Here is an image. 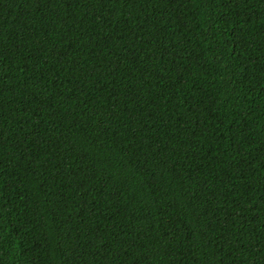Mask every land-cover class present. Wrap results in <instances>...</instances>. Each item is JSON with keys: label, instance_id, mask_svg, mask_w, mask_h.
I'll use <instances>...</instances> for the list:
<instances>
[{"label": "trees", "instance_id": "trees-1", "mask_svg": "<svg viewBox=\"0 0 264 264\" xmlns=\"http://www.w3.org/2000/svg\"><path fill=\"white\" fill-rule=\"evenodd\" d=\"M0 264H264V0H0Z\"/></svg>", "mask_w": 264, "mask_h": 264}]
</instances>
